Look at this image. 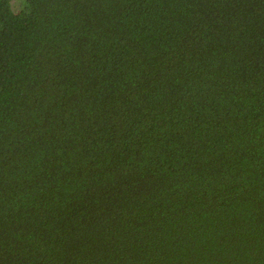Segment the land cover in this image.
<instances>
[{
  "label": "trees",
  "instance_id": "16d2710c",
  "mask_svg": "<svg viewBox=\"0 0 264 264\" xmlns=\"http://www.w3.org/2000/svg\"><path fill=\"white\" fill-rule=\"evenodd\" d=\"M0 264H264V0H0Z\"/></svg>",
  "mask_w": 264,
  "mask_h": 264
}]
</instances>
